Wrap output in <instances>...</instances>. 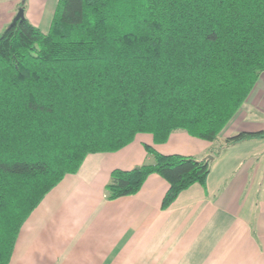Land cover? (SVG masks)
<instances>
[{"label":"trees","instance_id":"trees-1","mask_svg":"<svg viewBox=\"0 0 264 264\" xmlns=\"http://www.w3.org/2000/svg\"><path fill=\"white\" fill-rule=\"evenodd\" d=\"M43 31L26 17L0 34V264L25 221L89 154L174 131L216 142L264 73V0H58ZM25 8V3L20 5ZM264 130L227 137L232 145ZM113 170L108 200L136 195L152 174L163 210L213 161L164 155Z\"/></svg>","mask_w":264,"mask_h":264},{"label":"crops","instance_id":"crops-1","mask_svg":"<svg viewBox=\"0 0 264 264\" xmlns=\"http://www.w3.org/2000/svg\"><path fill=\"white\" fill-rule=\"evenodd\" d=\"M47 1L51 7L37 20L26 13L43 31L58 4ZM19 7V0L2 3L0 34ZM255 86L216 142L180 129L166 143L137 134L120 151L89 154L25 221L10 264H264V138L222 151L206 187L194 184L166 210L161 202L169 184L157 174L134 196H105L113 170L152 161L146 145L164 155L205 159L227 137L264 130V73Z\"/></svg>","mask_w":264,"mask_h":264},{"label":"rangeland","instance_id":"rangeland-1","mask_svg":"<svg viewBox=\"0 0 264 264\" xmlns=\"http://www.w3.org/2000/svg\"><path fill=\"white\" fill-rule=\"evenodd\" d=\"M12 0H0V9L2 8V3H9ZM20 5L25 3V8H24V15L27 18V14H31L34 16V19L37 20L38 16L41 15V12L43 10L48 9V7L52 5L51 1L47 0H19ZM20 7L18 8V10ZM27 13V14H26Z\"/></svg>","mask_w":264,"mask_h":264},{"label":"water","instance_id":"water-1","mask_svg":"<svg viewBox=\"0 0 264 264\" xmlns=\"http://www.w3.org/2000/svg\"><path fill=\"white\" fill-rule=\"evenodd\" d=\"M25 0H23L24 2ZM25 18V15H24V9L23 8H20L17 13H16V16L14 17L11 25H14L17 21L21 20V19H24ZM208 159H210L211 161H213L215 158L213 156H207Z\"/></svg>","mask_w":264,"mask_h":264}]
</instances>
